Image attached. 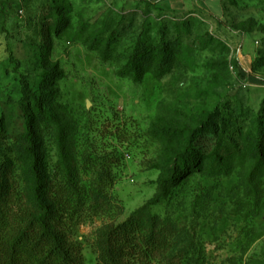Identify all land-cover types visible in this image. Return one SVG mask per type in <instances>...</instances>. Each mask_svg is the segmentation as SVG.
<instances>
[{"label":"rangeland","instance_id":"rangeland-1","mask_svg":"<svg viewBox=\"0 0 264 264\" xmlns=\"http://www.w3.org/2000/svg\"><path fill=\"white\" fill-rule=\"evenodd\" d=\"M161 27L178 41L172 65L125 71L137 36L158 41ZM19 73L65 130L82 184L94 185L98 161L111 169L108 211L72 230L84 264H96L99 230L141 208L173 223L200 264H264V159L254 150L256 118L264 120V0H0V162L14 163L26 192L28 161L11 150L22 129ZM36 132L47 174L59 177L58 127L38 121ZM188 138L199 168L148 205Z\"/></svg>","mask_w":264,"mask_h":264},{"label":"trees","instance_id":"trees-1","mask_svg":"<svg viewBox=\"0 0 264 264\" xmlns=\"http://www.w3.org/2000/svg\"><path fill=\"white\" fill-rule=\"evenodd\" d=\"M52 8L56 15H61V7ZM211 17L223 24L219 17ZM63 22L60 17L56 20L57 26ZM118 35V30L111 31L105 41L107 49L116 45ZM177 46V39H166L164 27L159 29L158 41H149L139 34L123 69L137 77L152 64L168 69ZM19 77L20 97L16 104L22 129L11 141V150L28 161L30 186L26 192L21 191L14 177V163L8 159L0 162V264H84L82 245L72 239V230L108 211V191L114 185L111 169L106 161H98L93 165L94 185L86 188L67 162L65 130L57 119L45 114L43 98L31 89L21 73ZM45 120L58 127L57 146L62 164L59 177L47 174L37 137L36 123ZM254 141L257 157L264 159L261 115L256 118ZM199 164L200 155L193 139L188 138L172 161L170 175L159 183L157 195L147 204L160 203L165 189L178 186L185 179L183 176L197 171ZM144 211L141 208L122 222L97 232L96 264H200L190 242L179 246L181 232L173 223Z\"/></svg>","mask_w":264,"mask_h":264},{"label":"built area","instance_id":"built-area-1","mask_svg":"<svg viewBox=\"0 0 264 264\" xmlns=\"http://www.w3.org/2000/svg\"><path fill=\"white\" fill-rule=\"evenodd\" d=\"M20 14H22V11H19Z\"/></svg>","mask_w":264,"mask_h":264}]
</instances>
